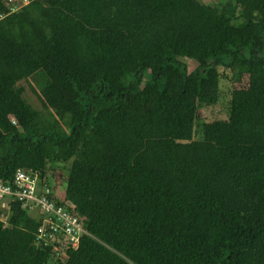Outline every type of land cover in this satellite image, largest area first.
I'll list each match as a JSON object with an SVG mask.
<instances>
[{
  "label": "trees",
  "instance_id": "trees-1",
  "mask_svg": "<svg viewBox=\"0 0 264 264\" xmlns=\"http://www.w3.org/2000/svg\"><path fill=\"white\" fill-rule=\"evenodd\" d=\"M27 2L0 0V182L36 174L86 234L62 256L12 202L0 264H264V0Z\"/></svg>",
  "mask_w": 264,
  "mask_h": 264
},
{
  "label": "built area",
  "instance_id": "built-area-1",
  "mask_svg": "<svg viewBox=\"0 0 264 264\" xmlns=\"http://www.w3.org/2000/svg\"><path fill=\"white\" fill-rule=\"evenodd\" d=\"M13 5L11 13L28 4L27 0H7ZM19 5V6H18ZM51 191L40 186L36 174L17 171L11 185L0 182V209H9L12 202L19 203L29 215H38L41 224L36 233V244L52 247L65 256L64 248H76L86 234L82 220L50 199Z\"/></svg>",
  "mask_w": 264,
  "mask_h": 264
},
{
  "label": "rangeland",
  "instance_id": "rangeland-1",
  "mask_svg": "<svg viewBox=\"0 0 264 264\" xmlns=\"http://www.w3.org/2000/svg\"><path fill=\"white\" fill-rule=\"evenodd\" d=\"M204 4H212L214 2H216L217 0H201ZM31 5L27 4L26 6H23V8L21 7L20 9H18L16 12L11 13L9 15L10 20H12L15 17V20L18 21L19 16L22 15L23 13H26L25 8L29 7ZM25 20L20 21V23H22ZM27 21V20H26ZM20 29V27L11 25L10 27H8L7 30V35H10L16 31H18ZM11 30V32H9ZM186 64L188 65V69L189 71L194 70L196 64L193 61L190 62H186ZM220 73L224 74L228 77H230V73L225 71L224 68H220ZM146 78L149 77V73L146 72ZM32 80V79H31ZM248 84V80L247 78H244L241 80V82L239 83H230L229 81H222L221 83V91H222V98L221 101L219 102V104H217L216 106H212V107H204L201 109L200 113H199V118L201 121L204 122H211L213 120H223L227 118V102L229 99V95H230V91L231 90H237V89H242L245 88ZM22 86H24L26 88V93H25V97L30 101V104L35 107L36 109H41V106L38 102V100L35 98V96L32 95V93L30 92V90L28 89V87L22 83ZM66 173H63V177L56 179H51L50 180V185L53 188V192H54V196L57 199H63L64 198V194H65V182H64V176ZM37 215V214H36Z\"/></svg>",
  "mask_w": 264,
  "mask_h": 264
},
{
  "label": "crops",
  "instance_id": "crops-1",
  "mask_svg": "<svg viewBox=\"0 0 264 264\" xmlns=\"http://www.w3.org/2000/svg\"><path fill=\"white\" fill-rule=\"evenodd\" d=\"M23 8V7H22Z\"/></svg>",
  "mask_w": 264,
  "mask_h": 264
}]
</instances>
